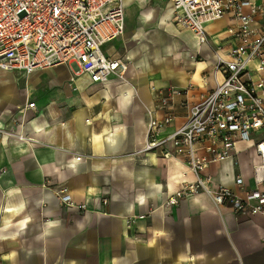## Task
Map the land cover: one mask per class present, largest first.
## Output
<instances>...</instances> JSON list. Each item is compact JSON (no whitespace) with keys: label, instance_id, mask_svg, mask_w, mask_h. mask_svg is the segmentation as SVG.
I'll return each instance as SVG.
<instances>
[{"label":"crops","instance_id":"0c3cea01","mask_svg":"<svg viewBox=\"0 0 264 264\" xmlns=\"http://www.w3.org/2000/svg\"><path fill=\"white\" fill-rule=\"evenodd\" d=\"M148 1L126 0L125 33L103 47L109 57L130 60L123 79L94 84L73 73L76 65L27 78L0 70V125L7 126L26 103L36 107L25 114L27 147L0 139V264H264V217L235 215L204 194L166 209L171 194L193 175L177 158L137 154L146 139L152 85L199 86L217 62L210 46H198L190 31H175L170 2ZM231 21L207 27L211 45L230 46L225 33ZM119 42L123 49L117 50ZM201 91L183 101L191 105ZM176 110L170 129L188 113L187 107ZM234 153L207 173L240 198L264 192L255 182L260 159L252 145L238 143ZM239 176L243 186L235 182ZM60 190L85 211L63 206ZM126 217L134 218L130 227Z\"/></svg>","mask_w":264,"mask_h":264},{"label":"built area","instance_id":"2783aa9c","mask_svg":"<svg viewBox=\"0 0 264 264\" xmlns=\"http://www.w3.org/2000/svg\"><path fill=\"white\" fill-rule=\"evenodd\" d=\"M166 1V0H165ZM173 8V23L190 31L198 46L211 41L207 27L231 18L225 36L229 47L213 52L216 64L204 72L201 85L184 89L152 85L153 103L146 108V139L137 154L179 159L193 175L168 198L165 208L178 207L182 200L206 195L217 208L229 205L235 215L264 217V192L251 190L240 198L218 185L207 173L210 165L233 159L238 143L251 144L260 165L253 167L256 185H264V0H167ZM126 0H0V70L28 77L59 66L76 65L94 84L108 78L123 79L130 67L126 56L105 55L103 47L118 40L126 24ZM213 87L208 85V78ZM203 88L188 105V93ZM188 108L185 122L170 129L176 108ZM35 103L17 109L7 126L0 125L3 144L14 139L27 147L24 131L26 111ZM76 158L75 160H78ZM73 161V160H72ZM243 186L244 179L235 180ZM69 209L85 211L65 190L57 194ZM107 204V201H103ZM144 217V216H140ZM139 217V218H140ZM133 217L124 223L130 227Z\"/></svg>","mask_w":264,"mask_h":264},{"label":"rangeland","instance_id":"374dc122","mask_svg":"<svg viewBox=\"0 0 264 264\" xmlns=\"http://www.w3.org/2000/svg\"><path fill=\"white\" fill-rule=\"evenodd\" d=\"M157 1H158V0H150V3L153 4V5H154V4L156 5V4H158ZM150 3H149V1H148L147 5L149 6ZM162 6H165V4H162ZM160 13H161V11H159V14H160ZM159 14H158V15H159ZM174 29H175V31H177V32H179V33H182L183 31H187V30H180L178 27H174ZM114 46H115V48H117V50H119L120 48L123 49V43H120V42H119V44L116 43ZM208 46H210V48H211V50H212L213 52L215 51V47H214L213 45H211V41L209 42ZM197 59L199 60V58H197ZM181 66H183V65H181V63H180V67H181ZM175 67H178V66L175 64ZM177 69H178V68H177ZM28 77H29V76H28ZM197 77H198V75L195 76V78H197ZM16 78L19 79L20 77L16 76ZM26 78H27V77H26Z\"/></svg>","mask_w":264,"mask_h":264},{"label":"bare ground","instance_id":"6f19581e","mask_svg":"<svg viewBox=\"0 0 264 264\" xmlns=\"http://www.w3.org/2000/svg\"><path fill=\"white\" fill-rule=\"evenodd\" d=\"M138 1H141V2H146L147 0H138ZM134 2V1H133ZM130 5V4H129ZM167 19H169V18H167ZM144 26V25H143ZM158 26V25H157ZM157 28V27H156ZM158 29V28H157ZM125 30V29H124ZM144 30H146V29H144ZM153 30L154 29H152V34H153ZM150 31V30H149ZM155 31V30H154ZM125 33V32H124ZM123 33V34H124ZM146 33V32H145ZM145 33H144V35H145ZM146 35H147V33H146ZM143 36V35H142ZM141 36V37H142ZM148 36V35H147ZM154 36H157V34L155 33V35ZM146 38V37H145ZM151 38V37H150ZM149 40V39H148ZM153 40H154V37H153ZM151 41H152V39H151ZM148 45H149V43H147ZM175 46V45H174ZM151 47V46H150ZM141 48H145L147 51L149 50L150 51V49H153V48H150L149 49V47H147V46H144V44H142V46H141ZM143 52H145L144 50H143ZM156 52V51H155ZM157 54H158V52H157ZM153 56V55H152ZM158 57H160L161 58V56H158ZM158 59V58H157Z\"/></svg>","mask_w":264,"mask_h":264}]
</instances>
